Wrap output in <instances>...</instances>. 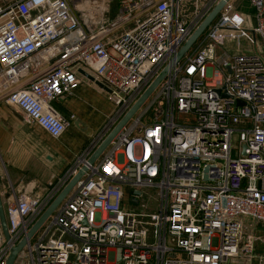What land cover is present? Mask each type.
Returning <instances> with one entry per match:
<instances>
[{"label":"built area","instance_id":"1","mask_svg":"<svg viewBox=\"0 0 264 264\" xmlns=\"http://www.w3.org/2000/svg\"><path fill=\"white\" fill-rule=\"evenodd\" d=\"M220 1L117 0L112 17L89 28L73 0H0V99L53 138L73 118L55 101L92 81L82 71L114 104L44 195L9 200L0 264L84 166L30 240L31 264H254L256 243L264 245L254 232L264 222V0H245L249 9L227 0L177 59ZM165 67L164 79L89 162ZM142 187L158 188L157 209H137Z\"/></svg>","mask_w":264,"mask_h":264},{"label":"crops","instance_id":"2","mask_svg":"<svg viewBox=\"0 0 264 264\" xmlns=\"http://www.w3.org/2000/svg\"><path fill=\"white\" fill-rule=\"evenodd\" d=\"M100 1L101 4L92 5L90 14L84 18L89 21V28H96L109 18H106L103 6L106 0ZM115 8L114 3L113 10ZM98 89L101 88L95 82L84 78L71 95L55 101L56 108L63 111V115L72 113L77 118L71 120L70 126L60 138L54 139L37 124L28 122L23 113L9 105L5 99H0V192L4 208L11 198L22 192L32 196L44 195L54 179L62 175L76 156L82 153L114 110V107L109 109L105 106L98 112V104L95 103V97L100 94ZM76 121H81V126ZM38 135L50 143L46 146V162L43 172L36 177H28L29 161L24 156L30 155L29 149L34 147L36 141L43 142L40 138L36 139ZM22 259L23 255L18 260L19 264Z\"/></svg>","mask_w":264,"mask_h":264},{"label":"water","instance_id":"3","mask_svg":"<svg viewBox=\"0 0 264 264\" xmlns=\"http://www.w3.org/2000/svg\"><path fill=\"white\" fill-rule=\"evenodd\" d=\"M227 0H221L214 9L210 12V14L206 17V19L199 25V27L194 31L191 37L186 41V43L179 50L177 59L179 60L182 55L192 46L195 40L204 32V30L208 27V25L213 21V19L217 16L219 11L225 5ZM169 67H165L162 73L156 77V79L150 84V86L142 93L136 103L130 108V110L124 115V117L118 122V124L111 130V132L107 135V137L102 141L99 147L94 151V153L89 158V162L94 163L96 159L102 154V152L108 147L110 142L116 136V134L120 131V129L130 120V118L137 112L143 102L147 99V97L155 90L160 81L164 79ZM90 80L95 81L98 85H103L96 81L95 78L82 71ZM88 80V79H87ZM107 89L106 87H104ZM220 92V89H218ZM222 96H229L226 93H223ZM240 104H244L242 101H239ZM78 126H81V121H76ZM86 171V167L84 166L60 191V193L53 199V201L49 204V206L43 211V213L38 217L35 223L30 227L27 231L26 235L14 246L11 248V252L8 256L6 264H15L19 254L22 250L30 245V240L35 236V234L41 229V227L48 221V219L54 214L57 208L62 204V202L67 198L70 192L73 190L76 183L81 179L82 175ZM208 177V175H206ZM139 193V191H136ZM0 220L2 224V228L7 239L10 238L8 223L5 214V208L0 192Z\"/></svg>","mask_w":264,"mask_h":264},{"label":"rangeland","instance_id":"4","mask_svg":"<svg viewBox=\"0 0 264 264\" xmlns=\"http://www.w3.org/2000/svg\"><path fill=\"white\" fill-rule=\"evenodd\" d=\"M98 2H99V0H97V1L96 0H73V5L76 8L79 15L81 16V18L83 19V18H85L86 14H90L93 4L94 5L101 4ZM114 3L116 5L117 0H106V3L103 4L105 14L107 16L106 18L112 17V8L114 6ZM242 5L245 9H249V5H248L247 1L242 0ZM131 25H133V23L130 24V26ZM123 30L124 29L120 30L119 32H123ZM251 33L253 35V30L251 31ZM254 38L257 39L255 36H254ZM226 47L227 48H229V47L233 48V44H227ZM217 74H219V73H217ZM98 90H99L98 92H100V94H102V95L98 94L95 97L96 98L95 103L98 104L97 105L98 106V112H100L101 108H103L105 106H108L109 109L114 107L113 102H112V98H111V96L109 97V93L107 91H105L104 89H98ZM95 103H94V105H95ZM59 111L61 112L60 109H59ZM64 115L67 117L68 116L73 117V118H71L72 121L77 118V115L72 114V113H70L69 115L68 114L66 115L64 113ZM38 138H40V140L42 139L43 142H40L39 140L36 141L34 147L29 149L31 152L30 155L24 156L25 160L28 159V161H29L28 170H27L28 177H34V176L36 177L38 174H40V172H43V170H44V166H45V162H46L45 154L47 152L46 146H49L50 143L48 144L44 140V138H42L41 136L39 137V135L36 136V139H38ZM40 160L42 161V164H41ZM40 165H42V166H40ZM8 183L10 185V181H8ZM139 189L142 190V197H141L140 204H138V206H137V209L138 210H155V209H157L158 204H159V195H158L159 190H158V188L157 187H146V188L142 187ZM125 190L127 191V193H129L130 192V186L127 185L125 187ZM251 229H253V228H251ZM254 232L260 236H264V222H258V224L256 225V228H254ZM40 233H41V230L39 231V234ZM33 245H34V243H33ZM21 255H23V259H22V262L20 264H31V255H30V251H29L28 246H26L22 250V252L19 254L15 264H19L18 260H19ZM263 255H264V245L261 242H257L256 243L254 264H260V259L261 258L264 259V257H262ZM227 264H247V260H244L241 258L240 259H234V260L229 261Z\"/></svg>","mask_w":264,"mask_h":264}]
</instances>
